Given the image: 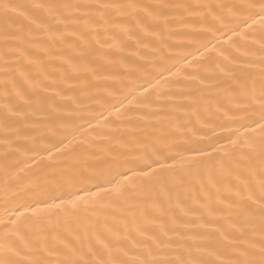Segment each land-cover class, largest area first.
<instances>
[{
	"label": "snow or ice",
	"instance_id": "obj_1",
	"mask_svg": "<svg viewBox=\"0 0 264 264\" xmlns=\"http://www.w3.org/2000/svg\"><path fill=\"white\" fill-rule=\"evenodd\" d=\"M0 21V264H264V0ZM148 49L171 63L110 99L105 67Z\"/></svg>",
	"mask_w": 264,
	"mask_h": 264
},
{
	"label": "bare ground",
	"instance_id": "obj_2",
	"mask_svg": "<svg viewBox=\"0 0 264 264\" xmlns=\"http://www.w3.org/2000/svg\"><path fill=\"white\" fill-rule=\"evenodd\" d=\"M15 2L27 4L33 2V0H15ZM70 2H74V0H70ZM147 2H152V0H147ZM0 24H2V21H0ZM63 51L68 52L69 50L63 49ZM146 53V57L142 62L148 65L147 72L141 71L139 69L137 57L131 55L130 53H124L125 59L120 63L105 67L104 71L110 77L106 83L108 85L114 86V88H109V91L112 93L110 99H115L118 97L120 92L124 91L125 85H129L130 87L138 85L142 83L145 78H147L149 72L155 73L163 71L164 66L171 63L170 61L158 58L156 61H154V54L151 49L146 50ZM165 75L167 76L168 74L165 73ZM153 83H156V81H153ZM161 83H163L162 80ZM88 103L91 104L90 101H88ZM132 103L134 104L135 101L133 100ZM99 106V104L96 105V107ZM37 131H40L39 126Z\"/></svg>",
	"mask_w": 264,
	"mask_h": 264
}]
</instances>
